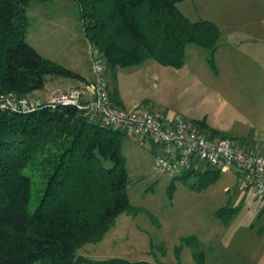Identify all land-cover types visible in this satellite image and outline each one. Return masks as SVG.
Returning <instances> with one entry per match:
<instances>
[{
    "label": "trees",
    "instance_id": "1",
    "mask_svg": "<svg viewBox=\"0 0 264 264\" xmlns=\"http://www.w3.org/2000/svg\"><path fill=\"white\" fill-rule=\"evenodd\" d=\"M30 1L0 0V97H27L42 90L47 77L85 82L26 42ZM73 1L86 41L104 60L108 95L116 106L112 84L118 68L152 60L178 70L188 45L208 51V67L218 74L213 56L219 30L212 22H192L182 15L177 5L186 0ZM196 125L209 138H228L210 129L205 118ZM125 137L70 105L0 109V264H149L119 258L89 261L76 255L82 246L99 242L119 215L134 211L127 194ZM204 168L181 171L171 179L167 194L172 195L176 181L200 192L221 174ZM224 211L227 223L237 210L220 209L216 215ZM191 241L195 239L182 242ZM181 248L174 250L177 264ZM193 256L203 264L201 252Z\"/></svg>",
    "mask_w": 264,
    "mask_h": 264
},
{
    "label": "rangeland",
    "instance_id": "2",
    "mask_svg": "<svg viewBox=\"0 0 264 264\" xmlns=\"http://www.w3.org/2000/svg\"><path fill=\"white\" fill-rule=\"evenodd\" d=\"M179 9L184 11L182 5ZM26 17V42L43 58L85 78L78 83L47 77L43 89L26 98L47 102L57 93L84 89L91 77V45L82 31L78 5L73 0H32ZM208 55V51L188 45L184 64L178 70L161 67L152 60L141 66L118 68L112 84L118 94L114 99L122 109L164 111L184 118L199 130L196 124L205 118L208 127L210 122L232 129V135L214 129L228 137L216 140H228L248 152L264 155L245 145L243 137H235L251 130L257 139L264 137V100L256 106L239 91L242 84L227 82L220 74L223 67L219 56L214 59L219 75L211 73ZM104 80L110 91L105 71ZM122 147L127 194L134 211L119 215L99 242L82 246L77 256L89 261L119 258L177 264L174 250L182 247L180 264H198L195 252L203 254V264H264V203L255 192L240 188L233 173H221L200 192L176 181L169 196L167 187L177 175L167 176L154 169L151 142L126 136ZM232 208L237 211L227 223L225 211L216 215L220 209ZM185 238H194L195 242L187 246L182 242Z\"/></svg>",
    "mask_w": 264,
    "mask_h": 264
},
{
    "label": "built area",
    "instance_id": "3",
    "mask_svg": "<svg viewBox=\"0 0 264 264\" xmlns=\"http://www.w3.org/2000/svg\"><path fill=\"white\" fill-rule=\"evenodd\" d=\"M88 55L91 77L84 89L57 93L47 102L8 93L0 97V109L32 111L44 104L73 106L89 121H99L127 137L151 142L154 169L158 173L173 176L185 169L201 170L202 167L233 173L240 188L255 192L264 202V155L248 152L228 140L209 138L177 115L116 106L108 95L103 58L92 46Z\"/></svg>",
    "mask_w": 264,
    "mask_h": 264
},
{
    "label": "crops",
    "instance_id": "4",
    "mask_svg": "<svg viewBox=\"0 0 264 264\" xmlns=\"http://www.w3.org/2000/svg\"><path fill=\"white\" fill-rule=\"evenodd\" d=\"M181 5L183 12L179 9ZM177 8L192 22L206 20L218 28L219 38L213 57H220L223 67L220 74L227 82L242 84L239 91L253 99L254 105H260L264 100V0H186ZM208 125L226 134L232 132L231 128L221 124L208 122ZM251 131L235 137H243L241 141L249 148L264 152V137L257 139Z\"/></svg>",
    "mask_w": 264,
    "mask_h": 264
}]
</instances>
